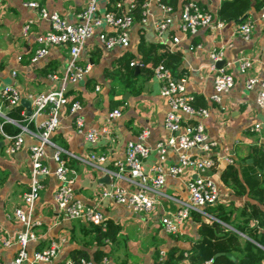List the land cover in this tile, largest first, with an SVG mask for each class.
Masks as SVG:
<instances>
[{"label":"crops","instance_id":"0c3cea01","mask_svg":"<svg viewBox=\"0 0 264 264\" xmlns=\"http://www.w3.org/2000/svg\"><path fill=\"white\" fill-rule=\"evenodd\" d=\"M25 1L29 0H0V86L11 83L23 92H43L57 87V80L49 74L62 75L69 48L63 44L51 45L44 57L36 63L30 62L31 54L39 45L38 35L47 31L50 23L48 19L39 17L35 8L24 5ZM36 1L72 22L78 20L77 13L87 3V0ZM116 1L99 0L98 7L126 11L133 4L129 46L104 48L96 35L101 28L97 29L86 41L79 58V63L89 64L90 70L82 80L69 85V93L81 104L79 112L85 126L97 129L100 132L98 138L91 144L77 132L74 115L69 113L68 107L63 109L59 127L52 134L56 144L78 155L87 156L94 151L106 156L101 164L115 170L108 182L99 180L105 174L101 169L73 157L64 158H67V165L76 171V178L71 183L73 195L98 207L107 216V223L114 228L107 236H101L100 230L104 229L98 225L78 217H67L54 198L59 181L52 174L42 176L43 187L31 214L30 228L36 238L28 242L29 256L20 264H29L33 251L52 243L57 245L53 264H65L81 255L97 264L103 257L107 264H161L170 252L173 256L182 255L174 264H192L188 254L199 238L198 227L203 220H216L220 224L218 235L233 231L242 239L252 241L264 253V159L259 160L260 152L264 155V114L256 103L259 86L247 89L244 85L248 76L264 74V18L260 16L264 0H249L247 14L223 21L220 26H202L189 34L180 31L174 22L162 36L154 27L155 20L162 17L157 1L144 0L137 10L134 9L136 0H121L120 8L116 7ZM145 1L147 5L143 6ZM167 1L174 18H177L182 5L189 0ZM192 1L212 13L213 22L220 20L217 12L222 0ZM143 10L147 13L145 21L141 20ZM245 18L252 24L249 39L238 33V26ZM30 20L29 29L23 34V26ZM103 29L112 31L109 27ZM174 35L180 37L177 44L173 43ZM215 49L222 51L220 60L224 59V62L221 66L234 76L233 86L220 91L218 100L212 97L215 91L214 71L210 68V53ZM18 54L22 55L20 61L16 59ZM126 57H130V61H145L146 57L147 62L143 66L129 64L135 70V77L131 78L134 83L132 90L121 94V85L117 87L115 83L123 78ZM246 58L251 60V66L240 72L239 61ZM167 59H170V64L166 63ZM159 61H164L175 77H186V93L193 97L191 103L209 110L202 122L208 139L216 141L210 151L214 166L197 171L211 175L219 186L217 201L204 206V210L209 205L214 211L208 216L197 211L199 215L194 216L195 211H191L188 218L179 223L177 232L167 231L161 217L176 212L180 207L178 199L187 198L186 181L196 175V169H189L180 176H167L160 187L162 193L155 195V208L147 212L134 211L124 203L100 196L104 187L114 184L123 189H133L127 179V171H118L115 165L117 160L124 159L128 140H139L140 133L146 129L147 134L142 141L154 149L160 140L172 135L164 125L167 102L160 94V80L153 74V66ZM214 64L218 67L216 62ZM12 70H16L15 75ZM196 96L200 98L198 102L204 104H195ZM114 108H119L121 114L107 122V113ZM7 112L5 103L0 100V118ZM255 123L260 124L258 130L253 129ZM27 125L34 128L32 122ZM23 138L21 148L8 153L7 142L0 135V236L11 237L10 245L0 243V259L5 264H10L19 248L12 237L15 231L23 229V224L13 211L22 203L31 176L29 145L35 142V138L28 132ZM46 152V163L53 169L56 164L51 158L52 147H48ZM192 152L200 153L201 150L192 149ZM176 156V152L167 147L164 163L174 162ZM225 156L232 161L226 160ZM157 160L156 151H151L145 165ZM251 232L261 240L250 236ZM230 248L226 242L218 243L214 259L220 264H243L251 259L250 253L243 249ZM257 264H264V257Z\"/></svg>","mask_w":264,"mask_h":264},{"label":"built area","instance_id":"2783aa9c","mask_svg":"<svg viewBox=\"0 0 264 264\" xmlns=\"http://www.w3.org/2000/svg\"><path fill=\"white\" fill-rule=\"evenodd\" d=\"M159 3L162 10V17L155 20L154 27L160 36H162L172 23L183 33L193 34L202 26H220L223 21L213 22V14L200 7L196 2L189 0L182 5L177 18L172 14V7L162 0H155ZM98 0H87L85 6L77 13L78 20L72 22L60 15L55 10H49L36 0L25 1L24 5L35 8L38 16L49 20L50 27L44 33L38 35L39 45L31 54L29 60L36 63L44 57L51 45H66L69 48V57L64 65L63 73L58 76L55 73L49 74L53 80H57V87L43 92L21 91L16 85L8 83L0 86V100L5 103L8 110L21 104V98H26L31 103V113L26 114L23 107L21 111L28 123L32 122L34 128L22 124L18 120L7 115L0 118V135L7 142L6 151L14 153L21 148L24 142L23 135L28 132L35 138V142L29 145V159L31 176L28 189L23 193L22 203L14 208V216L23 224V229L15 231L13 240L18 243L19 248L10 264H20L28 258L26 246L28 242L36 238L31 230L32 212L35 200L43 187L42 176L54 175L59 181L56 187L54 198L61 210H64L69 218H81L106 228L107 216L98 208L86 204L80 198L73 195L71 183L76 178V171L69 167L64 157H73L79 161L91 164L92 167L101 169L104 173H115V170L103 166L106 156L97 154L94 151L87 156L78 155L69 149L56 144L52 139V134L59 127L60 115L65 107H68L69 113L74 115V124L78 133L83 138L93 144L98 138L99 131L94 128H88L84 124L83 116L79 109L81 104L73 95L69 93V85L82 80L90 70L89 64H80L79 58L86 41L96 32L98 41L104 48L110 49L114 46L128 47L130 28L133 23L131 9L133 4L125 10H105L100 12ZM116 7H121V0L115 2ZM147 2L143 3L146 6ZM147 13L143 10L142 21L146 20ZM264 18V10L260 13ZM27 21L23 26V34L27 32L30 26ZM103 27H109L111 32H106ZM252 32V24L249 19L241 22L238 26V33L244 38L249 39ZM173 43L177 44L180 37L174 35ZM195 46L200 47V44ZM210 68L214 71L213 85L214 94L212 97L219 99L220 91L229 90L234 84V76L230 71L225 70L224 66L216 67L214 62L222 58V51L215 49L210 53ZM22 55L16 56L21 60ZM130 65L143 66L142 60H131ZM251 66V60L246 58L239 61V71L245 72ZM16 74V70H12ZM154 76L160 80V94L166 99L167 111L164 116V125L172 132V135L160 140L154 149L144 144L147 130L144 129L139 135V140H128L125 143V156L123 160H117L115 165L118 171L126 170L127 179L134 186L133 189H123L118 185L104 187L100 196L112 198L120 203L126 204L134 211L147 212L153 210L156 204V194H161L160 187L165 182L167 176H180L189 169H196V175L189 177L186 181L187 198L178 199L180 207L172 214H164L161 217V223L169 232H177L179 223L188 218L191 211H197L202 215L208 216L204 206L217 201L219 196V186L211 175L199 174L197 171H203L214 166L215 160L210 155L215 140L208 139L202 119L209 114L208 108L204 106H195L191 103L193 97L186 93V77H175L170 67L164 61H159L153 66ZM244 85L247 89H252L258 85L256 94V103L264 114V74L260 76H248ZM98 88V87H97ZM22 105V104H21ZM23 106V105H22ZM121 114L119 108H114L107 113V122H111ZM5 121L11 122L20 128L16 134H10L3 128ZM260 124L255 123L254 130L259 129ZM52 147L51 158L55 162V167L51 169L46 163V149ZM167 147L176 152V160L165 164ZM192 149L201 150L200 153L192 152ZM151 151H156L158 160L148 166L145 165V159L148 158ZM225 159L232 161L229 156ZM0 243L10 245L11 237L0 236ZM57 254V245L52 243L47 247L33 251L29 264L47 262L53 264V259ZM164 253L161 251V259ZM0 264H5L0 259ZM65 264H97L86 257H79L67 261ZM100 264H107V259L102 258ZM200 264H216L214 257L202 261ZM220 264V263H218Z\"/></svg>","mask_w":264,"mask_h":264},{"label":"trees","instance_id":"16d2710c","mask_svg":"<svg viewBox=\"0 0 264 264\" xmlns=\"http://www.w3.org/2000/svg\"><path fill=\"white\" fill-rule=\"evenodd\" d=\"M144 0H136V5L134 9H139V6L142 4ZM163 2L170 4L167 0H162ZM249 0H222L221 4L218 8V16L221 21H228L234 20L244 14H247V10L249 8ZM246 18L243 21H245ZM147 62V58L144 59ZM130 57H126L124 62L125 71L122 73L123 78L120 81H117L115 84L118 87L119 84L121 85V90L123 91L121 94H124L128 90H132V84L134 83L135 77V70L134 67L129 65ZM170 59L166 60L167 64H170ZM124 87V89H123ZM119 90V89H118ZM200 98L196 96L195 104H204V102H198ZM23 110V106L21 104L11 107L8 109L7 115L13 119L18 120V122L22 124H27L28 119L27 117L21 113ZM3 128L6 132L10 134H16L19 132L20 128L17 127L15 124L5 121L3 123ZM264 159L263 152H260L259 160ZM229 168H231L229 166ZM205 211L209 214L213 212L214 209L209 205L205 207ZM199 213V212H198ZM196 211L193 213L194 216L199 215ZM223 219L224 216H219ZM107 228L103 231L100 230L101 236H107L110 231L114 228L111 223H107ZM220 224L216 220L212 221H201L198 232L199 238L195 241L191 252L188 254V258L192 264H200L202 261L211 258L215 255L216 251L218 250V243L226 242V244L231 247L230 249H243L245 252L250 253L251 259L248 261H244L243 264H257L263 257L264 253L260 248H256L254 243L249 239L243 238L233 231H227L225 233H221L218 235ZM238 229H241V226H238ZM250 236L253 238H258L261 240L255 232H251ZM232 243V245H230ZM255 248V249H254ZM83 257V255H81ZM85 257V256H84ZM182 255L179 253L177 256H173V252H170L166 257L165 262L161 264H174L176 260H178ZM216 264H218L217 260H215ZM159 264V263H158Z\"/></svg>","mask_w":264,"mask_h":264},{"label":"water","instance_id":"95a60500","mask_svg":"<svg viewBox=\"0 0 264 264\" xmlns=\"http://www.w3.org/2000/svg\"><path fill=\"white\" fill-rule=\"evenodd\" d=\"M242 18H244V16L242 17ZM242 18H240V19H242ZM237 20H239V19H237ZM223 62H224V59L223 60H219V61H217L216 62V65L218 66V67H220L222 64H223ZM136 68V67H135ZM137 69V68H136ZM20 102H21V104L25 107V109H26V114L27 115H30V113H31V103H30V101L28 100V99H26V98H21V100H20ZM110 178H111V175L109 174V173H105V174H103L100 178H99V180H101V181H104V182H108L109 180H110Z\"/></svg>","mask_w":264,"mask_h":264},{"label":"rangeland","instance_id":"374dc122","mask_svg":"<svg viewBox=\"0 0 264 264\" xmlns=\"http://www.w3.org/2000/svg\"><path fill=\"white\" fill-rule=\"evenodd\" d=\"M98 1H99V0H98ZM98 4H99V3H98ZM99 10H100V11H104L105 9H104L103 7L100 9V7H99Z\"/></svg>","mask_w":264,"mask_h":264}]
</instances>
